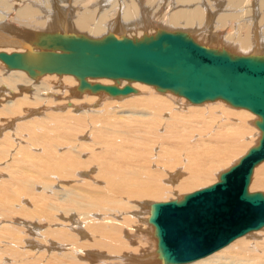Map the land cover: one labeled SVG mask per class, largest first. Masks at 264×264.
<instances>
[{"label":"bare ground","instance_id":"6f19581e","mask_svg":"<svg viewBox=\"0 0 264 264\" xmlns=\"http://www.w3.org/2000/svg\"><path fill=\"white\" fill-rule=\"evenodd\" d=\"M16 5L19 7L14 8ZM172 6L177 8L172 10ZM0 12V20L5 15L17 24L0 23V114L13 115L25 103L37 106L34 100L44 101L47 91L66 92L68 97L72 89L77 95L82 93L79 105L50 101L55 112H79L70 117L77 125L64 134V142L45 143L40 155L44 159L41 164L57 157L58 163L49 167L65 173L51 172L34 181L22 172L0 169V264H5L6 257L13 258L11 264H26L24 251L36 252L43 246L42 253L64 249L61 264H264V224L204 256L180 262L163 252L152 220L155 204L180 202L195 190L221 183V175L232 170L222 189L210 195L212 203L234 202L242 189L264 196L261 116L221 96L192 101L173 86L157 84L161 78L101 73L109 58H101L100 66H89L91 61L83 58L86 47L71 44L77 40L97 44L106 39L147 43L171 34L230 59L264 60V0H0ZM31 88L41 95L32 99L26 91ZM19 90L23 94L13 97ZM46 92L47 96H42ZM117 101H125L135 110L140 106L147 117L141 121L143 126L132 128L133 135H149L139 149L141 157L133 162L138 166L135 168H131L128 153L111 146L124 148L123 143L109 144L97 135L98 126L109 122L111 114L103 110L107 107L95 109ZM36 106L23 114L0 118V147L5 145L1 148L11 146L3 139L13 131L24 132L25 137L40 131ZM183 116L200 119L203 125L199 132L181 133L177 126L184 124ZM29 119L34 122L32 127L23 123ZM51 119L54 124L62 123ZM89 126V134L79 140L82 128ZM198 143L205 146L203 150L212 143L217 145L208 155L214 169L204 168L201 154L192 156L201 149ZM178 144L182 146L179 152ZM59 147L62 152L57 156ZM252 150L263 155L247 170H237L240 160ZM83 155L87 161L82 160ZM43 178L61 179L60 192L46 186ZM31 181L45 192L36 193ZM13 185L23 192L20 198L12 191ZM28 190L41 209H55L50 222L35 214L38 206L32 210L21 207L28 202L24 193Z\"/></svg>","mask_w":264,"mask_h":264},{"label":"water","instance_id":"95a60500","mask_svg":"<svg viewBox=\"0 0 264 264\" xmlns=\"http://www.w3.org/2000/svg\"><path fill=\"white\" fill-rule=\"evenodd\" d=\"M71 44L86 47L82 50L86 52L83 58L91 61L89 66L99 65L100 61L109 58L101 73L121 72L145 79L161 78L157 84L173 86L192 101L221 96L259 114L264 130V60L230 59L181 35L171 34H163L147 43L106 39L97 44L82 40ZM170 61L172 64L167 69ZM262 155L256 150L250 151L240 160L237 170H247ZM231 175L233 170L223 173L221 183L195 190L180 202L154 205L152 220L158 228L163 252L170 260H194L264 224V196L259 192L247 194L242 189L239 199L234 202H211L210 195L222 189Z\"/></svg>","mask_w":264,"mask_h":264},{"label":"rangeland","instance_id":"374dc122","mask_svg":"<svg viewBox=\"0 0 264 264\" xmlns=\"http://www.w3.org/2000/svg\"><path fill=\"white\" fill-rule=\"evenodd\" d=\"M13 1H16V0H13ZM27 1L28 0H24V2H27ZM18 7H19L18 5L14 6V8H18ZM176 8L177 7L172 6V10H174ZM100 10L102 11L103 9H100ZM100 10H98L97 12L98 13L101 12ZM218 12L219 13H221V12L225 13V12H229V11L218 10ZM0 14H3V13L0 12ZM5 18H7V17H5V15H4V19L0 20L1 24H4L5 22L9 21L12 24L17 25L14 22V20H11L9 18L5 19ZM153 23H156V22H153ZM28 89H26V91L30 92L29 96H31L32 99L34 98V96L41 95V93H39L38 91L34 92V89H32V88L30 90H28ZM47 92L49 93L48 94L49 96L46 97L44 99V101L40 100L41 99L40 98L38 100H34L35 102L38 103L37 106L36 105H30V106H36L35 109H37L39 111V115L36 116L37 117L36 120H38V125L40 128V131L37 133H34L33 135H30L29 137H25L24 132H22V134H21L17 130L16 132L13 131L9 135V138L3 139L5 141L8 140L11 143V146H6V148H1L2 146H5L3 143H1L2 145L0 147V150H1L0 151V169H3L4 171H11L13 174L22 172L23 177H29L30 180H34V181H37L39 179V177H41V176L43 177L45 175H48L51 172H54V174L56 173L58 175H60V172L65 173L64 171H61V170H63L61 168L59 171H54V170H51L52 167H49L52 164L58 163L57 157L56 158H48L46 161H44V163L41 164V161H43L44 159L42 157H40V155L42 154L45 143L58 144V143L64 142V140H63L64 134L69 130V128H75V126L77 125V120L72 119L70 117L78 115L79 112H73L74 110H72V109L67 110V111L65 110V111L55 112L50 101H54L55 102L54 104L59 103L60 105H64V103H66V102H72L73 104L79 105L80 103H82V101L80 100V99H82V97H81L82 93L79 92V94L77 95L76 91L74 89H72L70 91L71 96L68 97L67 96L68 93H66V92H64V93H60L58 91H47ZM47 92L45 95H42V96H47ZM22 94H23L22 90H19L17 93L13 94V97L19 98ZM12 102L13 101H10V102H8V104L12 103ZM1 104H3V103L1 102L0 105ZM124 104L126 105L125 110H123L125 108ZM66 105H68L69 107L72 106V104H68V103H66ZM30 106L28 103L23 104L21 111L15 113L13 115L15 116V115H18L20 113L23 114L24 112H22V111L28 110V108ZM1 107H3V106H1ZM103 107H107V109L105 108L103 110H108L106 112H109L111 114V116H110L109 122L105 123L104 125L98 126V129L100 130V132L98 133V131H97V135H101L103 138H105V140L109 144L112 142L123 143L124 148H122V147L119 148L118 146H115V145H111V146L116 150L121 149L122 151H125L126 153H128V156H129L128 160H130L131 168L138 167L137 165L133 164V162L141 157V152L139 151V149L141 148L143 140L148 138L149 135L145 132H135L133 135L132 128L137 127V126H143V122H141V121H143L147 117H145V115H143V113L140 111H144V109L141 108L140 106L138 107L139 111L135 110V109H131L127 106V102L117 101V102L103 103L100 107L96 108L95 110H99ZM91 114H93L94 116L96 115L94 113H91ZM13 115H9V114L5 115L2 113V114H0V118H1V120H5L6 117H13ZM52 117H54L57 121H60L62 123L61 124H54L53 123L54 120L51 119ZM181 119H182V122L184 124H178V126H177L181 133L186 132V131L189 132L191 130L199 132V129L203 125L201 123L200 119L186 118L185 116L181 117ZM31 120L32 119L26 120L23 123H26L27 125L32 127V125H34V122L33 121L31 122ZM144 125H146V124H144ZM90 127L91 126L82 128V132L80 133V135H78L79 140L82 138L80 136H82V135L85 136L86 134H89V132H90L89 128ZM1 140L2 139L0 138V141ZM86 140L88 141L89 138H87ZM87 143H89V142H87ZM212 144H213L212 147H210L207 150H203V148L205 146L202 143H198V145H201L200 151L195 153V154H192V156H194V157H198L199 154L204 156V160L206 163L204 166L205 169H214L216 167V166H214L212 159H210V157L208 156L209 154H211L212 149L217 147V145L215 143H212ZM181 147L182 146L180 144L176 145V149L178 152L180 151ZM155 150H158V146L156 147ZM61 152H62V147H59L56 151V153H57L56 155L57 156L60 155ZM35 155H38V156L35 157ZM179 156H184V155H179ZM84 157H85V155L82 156V160L87 161V159H85ZM230 158H231V156L229 157V159ZM226 161H228V160H226ZM5 164H6V166H5ZM7 165H9V166H7ZM96 166H95V168L98 169V171L96 173H98L99 172V164H96ZM151 168H153V167H151ZM89 172H87V173L89 174ZM215 174H216V172H215ZM2 176L4 178V176L6 177V174H3ZM52 181L45 180L46 186H48V185L52 186L54 189H56L57 191L60 192V189H61L60 183H62L63 181H61V179H60V181H55V180H52ZM31 183L33 184L32 188L35 190L36 193L45 192V189L43 190L40 185H38V187H35V185L32 181H31ZM12 188H13L12 191H14L15 194L18 195V198H20L22 196L23 192L20 189H18L16 187V185H13ZM24 193H26L28 195L27 196L28 202L26 203L23 201L25 205L21 206L20 203H22V201L19 200L17 202L18 203L17 206L19 205L18 207H20V206L26 207V208L28 207L30 210H32L34 206L41 205V203L39 201L35 200V198L33 197V194H30V190H28ZM61 193H64V191H61ZM33 202H35L36 204ZM51 208L52 207H50V206H44L43 209H41L38 206L37 211H34V212H35V214H37L39 216V218H42V220L47 223L48 221L50 222V220H48L49 216L51 214L55 213V209L52 208V211H51L50 210ZM14 215H16V213ZM95 216L100 218V215H95ZM8 221L13 222V225H17L16 223H18L16 220H8ZM46 223H44V226H46ZM260 227L255 228V230L260 229ZM42 229H43V227H42ZM43 247L39 248L40 250L37 249L36 252H35L36 249L34 251H31V250H25V247H23V249L25 250L23 259L27 260L26 264H61V259H62L61 254H62V250H64V249H62L60 251V249L57 248L56 253H49V252L42 253L43 252L42 250H44ZM38 251H39V253H38ZM12 260H13V258L11 259L10 257L9 258L6 257V259L4 261H5V264H11Z\"/></svg>","mask_w":264,"mask_h":264}]
</instances>
